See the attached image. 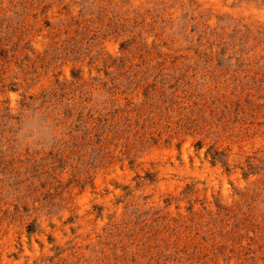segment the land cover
<instances>
[{"label":"rangeland","instance_id":"rangeland-1","mask_svg":"<svg viewBox=\"0 0 264 264\" xmlns=\"http://www.w3.org/2000/svg\"><path fill=\"white\" fill-rule=\"evenodd\" d=\"M0 264H264V0H0Z\"/></svg>","mask_w":264,"mask_h":264}]
</instances>
